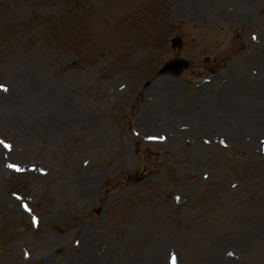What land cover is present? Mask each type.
Returning a JSON list of instances; mask_svg holds the SVG:
<instances>
[{
  "label": "rangeland",
  "instance_id": "obj_1",
  "mask_svg": "<svg viewBox=\"0 0 264 264\" xmlns=\"http://www.w3.org/2000/svg\"><path fill=\"white\" fill-rule=\"evenodd\" d=\"M0 85V264H264V0H0Z\"/></svg>",
  "mask_w": 264,
  "mask_h": 264
},
{
  "label": "water",
  "instance_id": "obj_2",
  "mask_svg": "<svg viewBox=\"0 0 264 264\" xmlns=\"http://www.w3.org/2000/svg\"><path fill=\"white\" fill-rule=\"evenodd\" d=\"M172 42L174 43V45H178L181 46V39L178 37H175L172 39ZM188 64L180 59H176L173 61H170L169 63H167L166 65H164L162 67V69L160 70L161 73L164 72H173V73H179L184 67H186Z\"/></svg>",
  "mask_w": 264,
  "mask_h": 264
},
{
  "label": "bare ground",
  "instance_id": "obj_3",
  "mask_svg": "<svg viewBox=\"0 0 264 264\" xmlns=\"http://www.w3.org/2000/svg\"><path fill=\"white\" fill-rule=\"evenodd\" d=\"M237 96H228L227 98H225L224 100H222L221 102L218 103L217 107L215 108L218 112V116L220 117L223 116L224 113L223 111H227V112H230L231 110L232 111H235L238 107L237 105V102H236V99ZM223 110V111H221ZM242 110V109H240ZM250 110V109H249Z\"/></svg>",
  "mask_w": 264,
  "mask_h": 264
},
{
  "label": "snow or ice",
  "instance_id": "obj_4",
  "mask_svg": "<svg viewBox=\"0 0 264 264\" xmlns=\"http://www.w3.org/2000/svg\"><path fill=\"white\" fill-rule=\"evenodd\" d=\"M0 89H3L4 91H7V88L3 85H0ZM0 143H3V141H0ZM6 147H10V145H5ZM16 167V166H13Z\"/></svg>",
  "mask_w": 264,
  "mask_h": 264
}]
</instances>
